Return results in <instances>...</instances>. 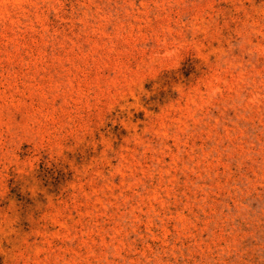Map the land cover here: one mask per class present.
I'll use <instances>...</instances> for the list:
<instances>
[{
  "label": "rangeland",
  "instance_id": "374dc122",
  "mask_svg": "<svg viewBox=\"0 0 264 264\" xmlns=\"http://www.w3.org/2000/svg\"><path fill=\"white\" fill-rule=\"evenodd\" d=\"M0 264H264V0H0Z\"/></svg>",
  "mask_w": 264,
  "mask_h": 264
}]
</instances>
